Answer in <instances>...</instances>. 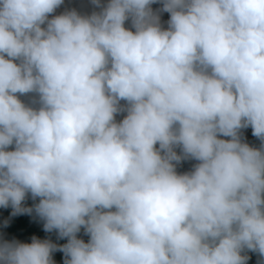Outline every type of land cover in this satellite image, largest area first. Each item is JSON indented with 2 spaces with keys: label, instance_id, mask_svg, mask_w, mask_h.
<instances>
[{
  "label": "clouds",
  "instance_id": "clouds-1",
  "mask_svg": "<svg viewBox=\"0 0 264 264\" xmlns=\"http://www.w3.org/2000/svg\"><path fill=\"white\" fill-rule=\"evenodd\" d=\"M63 4L0 0V206L67 238L0 264H264V0Z\"/></svg>",
  "mask_w": 264,
  "mask_h": 264
},
{
  "label": "rangeland",
  "instance_id": "rangeland-1",
  "mask_svg": "<svg viewBox=\"0 0 264 264\" xmlns=\"http://www.w3.org/2000/svg\"><path fill=\"white\" fill-rule=\"evenodd\" d=\"M126 26H128V22H126ZM24 99L26 101L27 97H24ZM120 119H122V117H117V121H119ZM256 141L259 146L260 141L257 138ZM25 200L26 202L25 204H23V207H25L27 203L30 205L29 208L34 207V205H31L33 199L31 198L30 194L26 197ZM12 211L13 209L11 206L7 208L0 206V235H3V230L5 232V235L1 236L0 242H11L15 240L19 241L20 243H31L32 238L36 237L40 240H50L58 247L67 243V238H58L56 231L45 232L43 228L44 222L35 214V211H33L31 214L20 213L15 216L12 215ZM77 235H80L78 236V238L83 239L85 242H88L89 236L84 234L83 228ZM246 254L250 257V259L247 261V264H257V255L255 253L247 252ZM53 257H55L56 259L54 264H63V253H59V251L53 252L52 258Z\"/></svg>",
  "mask_w": 264,
  "mask_h": 264
},
{
  "label": "built area",
  "instance_id": "built-area-1",
  "mask_svg": "<svg viewBox=\"0 0 264 264\" xmlns=\"http://www.w3.org/2000/svg\"><path fill=\"white\" fill-rule=\"evenodd\" d=\"M106 2V0H104ZM153 9H157L161 7V4H153L152 5ZM75 8L78 12L81 13H90L93 10V6L91 4V0H64V4L61 5L57 10L56 13L54 14H60L62 13L65 9H71ZM169 14L168 13H162L161 14V22L164 27H167V20L169 19ZM123 103V102H122ZM117 117H122L118 115ZM242 138L244 139L245 142H247L250 146L253 147H259L258 143L256 141V137L252 135V129L251 127L247 129H242ZM227 139V137H222Z\"/></svg>",
  "mask_w": 264,
  "mask_h": 264
},
{
  "label": "crops",
  "instance_id": "crops-1",
  "mask_svg": "<svg viewBox=\"0 0 264 264\" xmlns=\"http://www.w3.org/2000/svg\"><path fill=\"white\" fill-rule=\"evenodd\" d=\"M22 100H25L24 97L21 98ZM196 161L194 160H189V161H182L178 166H177V171L180 172V173H183V172H186V171H190L193 164H195ZM5 235V232L3 230V235L1 234L0 235V239H1V236H4ZM77 236H80V235H77ZM56 252V251H55ZM59 253H62L61 251H59ZM53 261L55 262L56 259L55 257L52 258Z\"/></svg>",
  "mask_w": 264,
  "mask_h": 264
},
{
  "label": "trees",
  "instance_id": "trees-1",
  "mask_svg": "<svg viewBox=\"0 0 264 264\" xmlns=\"http://www.w3.org/2000/svg\"><path fill=\"white\" fill-rule=\"evenodd\" d=\"M24 202V203H23ZM22 202V206H23V204H25V202H26V200L25 201H23ZM39 202V198H37L36 200H35V202H34V200H33V202H31V205H35L36 203H38ZM33 203V204H32ZM25 207H30V205L27 203L26 205H25Z\"/></svg>",
  "mask_w": 264,
  "mask_h": 264
}]
</instances>
